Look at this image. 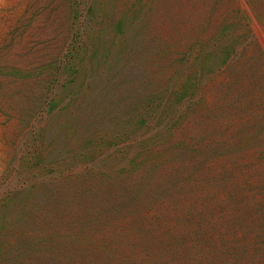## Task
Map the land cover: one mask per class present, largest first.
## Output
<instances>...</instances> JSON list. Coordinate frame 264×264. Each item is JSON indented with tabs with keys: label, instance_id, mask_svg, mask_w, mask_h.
Returning a JSON list of instances; mask_svg holds the SVG:
<instances>
[{
	"label": "rangeland",
	"instance_id": "obj_1",
	"mask_svg": "<svg viewBox=\"0 0 264 264\" xmlns=\"http://www.w3.org/2000/svg\"><path fill=\"white\" fill-rule=\"evenodd\" d=\"M0 264H264V0H0Z\"/></svg>",
	"mask_w": 264,
	"mask_h": 264
}]
</instances>
